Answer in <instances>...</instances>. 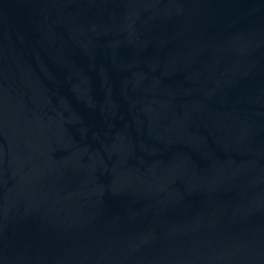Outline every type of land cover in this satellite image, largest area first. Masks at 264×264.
<instances>
[{
  "label": "water",
  "instance_id": "95a60500",
  "mask_svg": "<svg viewBox=\"0 0 264 264\" xmlns=\"http://www.w3.org/2000/svg\"><path fill=\"white\" fill-rule=\"evenodd\" d=\"M0 264H264V0H0Z\"/></svg>",
  "mask_w": 264,
  "mask_h": 264
}]
</instances>
